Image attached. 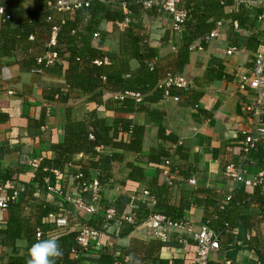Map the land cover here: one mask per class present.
Wrapping results in <instances>:
<instances>
[{"label": "trees", "instance_id": "1", "mask_svg": "<svg viewBox=\"0 0 264 264\" xmlns=\"http://www.w3.org/2000/svg\"><path fill=\"white\" fill-rule=\"evenodd\" d=\"M48 1L54 5L61 0ZM22 3L24 0H2L5 14L0 18V59L14 58L22 71L45 72L63 77L68 90V102H75L86 96V101L95 104L96 108L89 111L81 121L72 120L70 110L66 109L67 119L62 128V141L52 143L50 148L54 158H43L33 174L20 178L21 174L16 170L0 173V186L4 187L5 193L18 191L15 201L18 202L10 203L7 210L21 203L29 208V213L21 220L14 217L12 210L9 213L7 228L0 230L2 246L7 250L6 264H26L30 247L43 239L57 240L62 256L56 260V264H145L148 259L152 260L153 264H192L195 254L191 240L187 241L183 259H161L160 252L166 244L154 237L148 242L135 240L129 247H117L108 241L102 247L85 253L97 257L82 256L75 259L71 251L76 247L75 237L79 228L56 230L51 221L44 224L43 220L50 214L57 213L60 208L54 209L34 198L33 193L47 191L45 178L48 179L50 187H55L54 172L63 176L62 186L58 190V195L61 196L64 193L63 186L78 173L82 174L81 182L96 178L101 189L110 185L111 165L103 160L98 149L111 148L140 154L145 128L133 123V114H147L150 121L158 125V139L161 142L177 144V138L165 133L164 111L155 107L165 97L164 89L159 87L160 82L167 75H184L183 70L189 63L191 44L199 41L201 47H205L208 43L206 39L217 23L230 20L237 23L239 30H250L262 14L261 6L264 1L247 0L245 4H240L236 11H227L234 6L235 0H180L178 8L186 12V19L181 26V38L175 52L162 60L163 64L158 58V49L151 45L150 26L144 22L145 18H161L162 14L155 5L147 8L140 0H83L78 9L60 12L48 7L45 0H34L31 10L22 8ZM6 16L10 18L8 21H5ZM55 17L60 18L54 20ZM104 22L114 26L126 25L123 32L118 34L115 33L114 27V38L118 44L116 53L105 51L102 44L97 43L99 38H93L95 33H99V27ZM53 27L57 28V33L55 46L52 47L49 46V41ZM47 54L56 56L53 65L49 67L45 66L44 61L37 62ZM132 61L137 64L136 69L131 68ZM176 90L174 87L169 88V96L178 95ZM116 94L139 95V99L125 96L122 100H106L107 95ZM107 109L114 116L111 123L106 115ZM114 132L120 134L118 140L113 139ZM240 136L244 138L241 134ZM254 150L258 153L257 168L264 172V137L258 140ZM169 152L161 148L151 152L148 164L156 168L164 165ZM174 155L180 160H188L186 149L181 146L175 148ZM117 158L118 154L113 153L111 161ZM246 164L247 159L243 161V165ZM128 169L130 171L125 180V187L132 189L144 179V170L135 164H129ZM178 170L180 171L168 166L169 174H177L187 179L192 176L188 164ZM154 180L152 183H156L157 179ZM74 183L76 186L75 181ZM165 184H155V190L151 192L160 210L158 212L171 221L187 222L183 218V208L175 209L167 204L163 196L169 194L172 185ZM250 188H253L257 198L264 202V188L259 185ZM82 198L87 203L90 201L88 193L82 194ZM190 198L198 205L204 203L206 218L201 225H206L218 235L220 251L223 241L226 248L229 244L236 245L237 239L233 238L239 236V232L229 218L231 197L229 203L220 205L216 203L211 191L197 189L190 193ZM100 201L101 199L98 206ZM108 201L110 202L106 200ZM136 222H111L107 221L104 215L96 213L82 224L91 226L101 234H106L112 229L109 237L118 240L128 237L137 227ZM228 228L232 231L228 232ZM38 229L41 230L40 238H36ZM177 236L173 234L171 240L177 242ZM17 238L27 241L28 245L23 251L14 245ZM231 250L230 253L226 252V258L233 260L238 249ZM246 250L253 257L249 258L252 264H264V259L257 256L253 249L246 247ZM129 257L132 259L129 260Z\"/></svg>", "mask_w": 264, "mask_h": 264}, {"label": "crops", "instance_id": "2", "mask_svg": "<svg viewBox=\"0 0 264 264\" xmlns=\"http://www.w3.org/2000/svg\"><path fill=\"white\" fill-rule=\"evenodd\" d=\"M66 1L71 4L83 2ZM33 6L34 0H24L22 3V8L26 10H31ZM238 7L239 3L235 0L234 6L227 11H236ZM261 13L262 20L258 19L250 30L234 28L232 22L227 20L221 22L217 37L205 47H201L199 41L191 44L189 63L183 70L184 75H181L190 82V88L187 91L177 89L178 95L164 97L155 105L165 113L163 126L166 135L177 138V144L161 142L157 137L158 125L151 122L147 114L137 113L132 115L133 123L145 128L140 154L111 148L98 149L103 160L111 165L112 182L101 189L97 214L103 216L105 209L114 207L122 214L133 213L135 222L137 221V227L126 238H110L112 229L107 231L108 234L102 233L101 247L108 241L117 247H129L135 240H152L153 236L149 226L144 223V218L154 210L160 211L151 192L155 190V184H165L161 173L165 166L156 168L148 164V156L161 148L170 151L164 161L169 159L170 167L175 171L190 165L192 176L188 179L194 180L195 184H189L187 178L170 174L172 186L169 194L163 196L169 206L184 209L183 218L189 224L198 227L206 218L204 203L196 204L190 198V193L197 189L209 190L220 205H224L225 199L231 197L229 218L235 224L239 236L233 238L237 239L233 248L227 249L223 241L221 251L211 255L210 264H252L246 247L253 249L257 256L264 259V202L257 198L253 188L234 183L224 175L226 165L241 164L244 161L240 149L244 141L240 136L241 132L264 125V104L255 108V93L247 87L242 88L239 81L240 76L250 72L255 53L263 49L259 43L264 36V4L261 6ZM59 18L55 17L54 20ZM144 22L150 26L151 45L158 49V58L163 64L162 60L175 52L173 48L177 47L181 32L172 31V22L167 16L162 15L156 20L145 18ZM114 27L118 34L123 32L126 25L114 26L104 22L99 27V41L96 40L110 53L118 52ZM131 68H137L134 61L131 62ZM8 91L13 94H8ZM68 96L63 77L45 72L22 71L14 58L0 59V173L16 170L20 172V178H24L37 170L43 158H54L50 148L52 143L62 141V128L67 119L66 109L70 110L72 120L81 121L89 111L96 108L95 104L86 101V96L75 102H68ZM106 100L114 101V95H107ZM250 107L255 111H251ZM106 115L111 123L114 118L112 112L107 109ZM112 135L113 139L120 138L117 132ZM177 146L186 149L187 161L174 155ZM113 153L118 154V158L111 161ZM257 158L255 150L247 158L243 170L247 177L251 178L259 172ZM34 162L37 167H33ZM129 164L138 165L144 170V179L132 189L125 187ZM54 175V188L59 190L63 176L59 172ZM154 179H157L156 183H152ZM63 189V196L41 190L34 191L33 197L54 209L64 208L68 211L71 215L68 229L75 230L90 216L72 204L77 197L74 181L70 180ZM144 191L149 193L148 197L143 195ZM66 198L69 199L68 202L63 201ZM151 201L154 202L153 206ZM16 205L18 204L13 209L0 213V230L7 228L12 210L14 217L19 220L29 213V208L23 203ZM47 222H50L48 218L43 220L44 224ZM37 231L41 232L40 229ZM2 244L3 239L0 237V264H6L7 250ZM14 245L23 251L28 244L25 239L17 238ZM234 248L238 251L233 260L227 259L226 252L230 253ZM185 255L186 250L171 239L160 252L161 259H183ZM86 257L97 256L86 254L84 258ZM145 264H153V261L148 259Z\"/></svg>", "mask_w": 264, "mask_h": 264}, {"label": "built area", "instance_id": "3", "mask_svg": "<svg viewBox=\"0 0 264 264\" xmlns=\"http://www.w3.org/2000/svg\"><path fill=\"white\" fill-rule=\"evenodd\" d=\"M47 6L55 8L60 12H69L75 9H78L82 3H68L66 0L57 1L54 5L51 4L48 0ZM143 5L147 8L152 5L157 6L158 11L163 15L171 19L172 22V31L174 33L181 32V26L186 19V12L180 8L178 5L180 0H140ZM255 1H264V0H255ZM240 4H245L247 0H237ZM5 14V10L0 0V18ZM9 16L5 17V21L9 20ZM259 20H262V17H259ZM221 23H217L216 28L210 33L209 37L206 39L207 42L217 37L219 28H221ZM234 28H237V23L232 22ZM56 33L57 28L53 27L51 32V37L49 41V46H55L56 43ZM94 39L99 38V33L93 35ZM32 39V38H30ZM259 45L263 47L262 50H258L253 56L251 62L252 68L249 73L240 76V86L242 88L247 87L248 90L255 93V101L253 106L259 108L264 104V36L261 39ZM175 51L176 48H173ZM56 58L55 54H47L45 57L37 60L38 63L42 61L45 62V66L53 65V60ZM96 64H99L96 62ZM159 87L164 89L165 97H169L168 89L174 87L183 91H187L190 88V82L182 77L181 75H167V77L160 82ZM12 95L11 91L7 92ZM125 96L135 97L139 99V95L134 94H116L114 99L122 100ZM175 101H178L177 97H174ZM251 111L254 110L253 107H250ZM255 111V110H254ZM241 135L244 137V141L241 145V153L243 159L246 160L252 151L255 149V144L258 140L264 137V125L260 127H253L249 130L241 132ZM170 165V160H166L164 163L165 168L162 170V175L164 177L165 183L168 185L172 184L170 179V174L168 171V166ZM33 167H37L36 163H33ZM244 165L241 164H229L224 168V175L226 178L234 183H240L247 187H252L259 185L264 188V172L259 171L253 177H247L244 174ZM57 173V172H54ZM82 174L78 173L73 177V181L76 182L77 197L72 201L73 206L82 211L88 216H92L97 213L98 202L101 198V187L96 180L92 179L88 182H81ZM79 183H78V182ZM44 183L47 186V191L51 193H59L58 189L50 187L48 184V179H44ZM188 183L194 185L195 182L192 179H188ZM88 193L90 201L87 203L83 198L82 194ZM145 197L149 196L147 191L143 192ZM18 197V191L13 190L10 194H6L4 187L0 186V213L6 212L10 203H14ZM68 202L69 199L66 198ZM230 197L225 199L224 205L229 203ZM152 206L154 204L151 201ZM70 213L64 208H60L57 213H52L48 216V219L53 223V226L56 230H62L68 228ZM104 217L107 221L117 222L124 221L130 224L135 223V216L133 213H119L116 208L109 207L104 211ZM146 225L149 226L151 234L154 238L160 240L162 243H169L171 236L177 234L178 239L177 243L184 251L187 249V241L191 240L194 243V260L192 264H210V257L212 254L218 253L220 251L219 237L215 234L209 227L206 225H200L195 227L188 222H174L168 219L163 213L158 211H152L149 215L146 216L144 221ZM228 232L232 230L228 228ZM234 232V231H233ZM41 237V232L37 231L36 238ZM102 234L100 231L92 228L89 225L81 224L78 229V233L75 237L76 247L71 252L74 255L75 259H79L84 256L87 251L100 247V239ZM234 244H229L228 248H233ZM127 259V258H126ZM250 259L253 257L250 255ZM256 264H259L256 262Z\"/></svg>", "mask_w": 264, "mask_h": 264}, {"label": "clouds", "instance_id": "4", "mask_svg": "<svg viewBox=\"0 0 264 264\" xmlns=\"http://www.w3.org/2000/svg\"><path fill=\"white\" fill-rule=\"evenodd\" d=\"M61 256L62 250L57 240L43 239L30 247L26 264H56Z\"/></svg>", "mask_w": 264, "mask_h": 264}]
</instances>
